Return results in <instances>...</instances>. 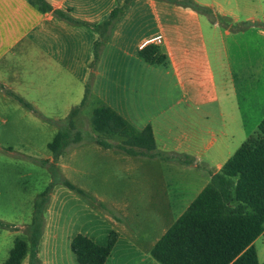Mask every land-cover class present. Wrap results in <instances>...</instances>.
<instances>
[{
	"label": "crops",
	"instance_id": "crops-1",
	"mask_svg": "<svg viewBox=\"0 0 264 264\" xmlns=\"http://www.w3.org/2000/svg\"><path fill=\"white\" fill-rule=\"evenodd\" d=\"M45 1L86 25L42 12L28 0H0V105L16 112L21 106L37 115L13 99L10 91L32 105L43 119L63 120L82 103L91 82L89 105L102 103L112 108L138 131L150 125L159 152L191 158L192 164L136 158L96 144L132 159L160 164L164 176L152 187L149 209L169 217L159 234L162 237L212 176L259 132L264 120V0H194L229 19L230 24L213 23L168 0ZM119 7L125 11L93 69L95 44L100 39L97 27ZM158 36L162 43L152 45L166 61L151 65L140 52ZM79 153L76 149L66 160L63 154L56 160L57 166L64 173L75 171L72 164ZM95 198L102 204L107 201ZM121 206L109 205L117 215ZM47 210L37 256L33 259L29 252L23 264H77L75 256H62L59 236L46 221ZM75 236L68 241L70 248ZM118 236L106 264L129 260L159 264L148 252L160 239L146 251L140 242ZM253 246L263 264L264 231Z\"/></svg>",
	"mask_w": 264,
	"mask_h": 264
},
{
	"label": "trees",
	"instance_id": "trees-1",
	"mask_svg": "<svg viewBox=\"0 0 264 264\" xmlns=\"http://www.w3.org/2000/svg\"><path fill=\"white\" fill-rule=\"evenodd\" d=\"M28 1L42 12H53L57 17L72 24H84L62 11L54 10L45 0ZM168 1L191 8L209 17L213 23H231L229 19L219 16L212 8L199 5L194 0ZM124 11L125 7L116 8L110 17L97 27L100 39L95 44L93 69L100 60L112 28ZM140 56L151 65H160L166 61V56L155 45L143 48ZM7 93L24 108L42 117L24 99L10 91ZM91 97L92 85L89 82L82 103L73 109L65 120L67 128L59 130L53 141L48 144L55 161L65 154L70 145L81 141L80 133L72 134V131H75L74 119L87 107ZM92 126L100 136L95 143L106 149L115 148L136 158L193 163L189 157H177L159 152L150 125L138 131L116 111L102 103L94 109ZM116 138L121 140L120 143L110 142ZM52 185L35 202L32 223L28 227L29 241L17 238L8 259L3 264H23L29 252L33 259L36 258L45 225L44 208ZM62 185L88 196L86 192L67 180H63ZM0 227L6 229L10 225L0 221ZM263 231L264 120L259 125L258 134L250 137L222 170L212 176L210 184L156 243L151 255L159 264H260L253 243ZM118 239V234L111 232L108 244L100 245L88 236L77 234L72 239L71 251L78 264H106Z\"/></svg>",
	"mask_w": 264,
	"mask_h": 264
},
{
	"label": "rangeland",
	"instance_id": "rangeland-1",
	"mask_svg": "<svg viewBox=\"0 0 264 264\" xmlns=\"http://www.w3.org/2000/svg\"><path fill=\"white\" fill-rule=\"evenodd\" d=\"M261 52L263 56V45ZM97 106L88 103L74 119L72 134L80 133L81 141L70 145L63 157L68 159L66 156L76 149L80 153L72 164L75 171L64 173L48 144L59 130L67 128V118L50 122L21 106L16 112L0 105V221L10 225L6 229L0 227V264L8 259L18 237L29 241L28 227L35 202L52 184L44 214L48 209L46 221L52 225L51 232L59 236L65 259L66 255L74 257L68 241L77 234H86L97 244L107 245L110 233L115 231L122 240L140 242L146 251L161 238L159 234L169 217L155 215L149 209L152 187L164 176L161 166L157 161L132 159L119 151L96 146L95 140L100 136L93 129L92 115ZM49 160L54 163H46ZM63 180L88 196L65 187ZM95 196L107 201L102 204ZM111 202L122 204L120 217L109 207ZM109 215L121 219L112 220ZM148 255L155 261L151 251ZM124 264L139 262L129 260Z\"/></svg>",
	"mask_w": 264,
	"mask_h": 264
},
{
	"label": "built area",
	"instance_id": "built-area-1",
	"mask_svg": "<svg viewBox=\"0 0 264 264\" xmlns=\"http://www.w3.org/2000/svg\"><path fill=\"white\" fill-rule=\"evenodd\" d=\"M162 41H163L162 37L158 36V37H156L154 39L149 40L147 43H145L143 45V47L146 46L147 44H149V45H152V44L160 45L162 43Z\"/></svg>",
	"mask_w": 264,
	"mask_h": 264
}]
</instances>
